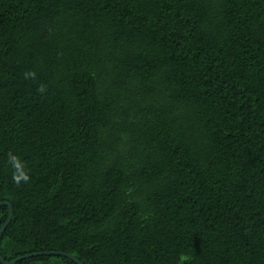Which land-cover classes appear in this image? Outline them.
<instances>
[{"label":"trees","instance_id":"trees-1","mask_svg":"<svg viewBox=\"0 0 264 264\" xmlns=\"http://www.w3.org/2000/svg\"><path fill=\"white\" fill-rule=\"evenodd\" d=\"M0 203L7 263L264 264V0H0Z\"/></svg>","mask_w":264,"mask_h":264},{"label":"clouds","instance_id":"clouds-1","mask_svg":"<svg viewBox=\"0 0 264 264\" xmlns=\"http://www.w3.org/2000/svg\"><path fill=\"white\" fill-rule=\"evenodd\" d=\"M25 78H33L34 79L35 73L34 72L25 73ZM38 91L44 92L45 87L43 85H41L38 88ZM8 161L14 169L13 176H12L13 181L17 185H19L21 183V181L27 183L29 181L30 177L27 174V172L24 170V166L21 164L19 158L17 156L13 155L11 152H9ZM181 259L183 260L185 258L181 257Z\"/></svg>","mask_w":264,"mask_h":264},{"label":"water","instance_id":"water-1","mask_svg":"<svg viewBox=\"0 0 264 264\" xmlns=\"http://www.w3.org/2000/svg\"><path fill=\"white\" fill-rule=\"evenodd\" d=\"M8 206L10 208V215H9V218H8V221L6 222V224L4 225V227L2 228L1 232H0V237L2 235V233L6 230V228L8 227V225L10 224L11 220H12V215H13V208L10 204L8 203H0V207L1 206ZM43 255H48V256H63V257H67L71 260H73L75 263L77 264H82L80 261H78L76 258H74L73 256L71 255H67V254H63V253H56V252H48V253H39V254H32V255H27L19 260H23V259H27V258H32V257H36V256H43ZM19 260H16V261H13V262H10V263H7L3 258L2 256L0 255V262L2 264H16Z\"/></svg>","mask_w":264,"mask_h":264}]
</instances>
